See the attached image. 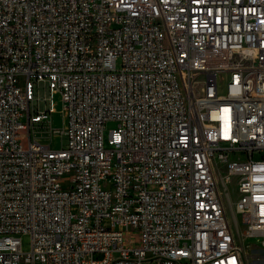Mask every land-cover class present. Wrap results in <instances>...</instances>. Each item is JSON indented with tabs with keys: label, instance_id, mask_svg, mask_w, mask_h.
Listing matches in <instances>:
<instances>
[{
	"label": "built area",
	"instance_id": "built-area-1",
	"mask_svg": "<svg viewBox=\"0 0 264 264\" xmlns=\"http://www.w3.org/2000/svg\"><path fill=\"white\" fill-rule=\"evenodd\" d=\"M226 200L264 237V0H0V264H243Z\"/></svg>",
	"mask_w": 264,
	"mask_h": 264
},
{
	"label": "rangeland",
	"instance_id": "rangeland-1",
	"mask_svg": "<svg viewBox=\"0 0 264 264\" xmlns=\"http://www.w3.org/2000/svg\"><path fill=\"white\" fill-rule=\"evenodd\" d=\"M53 106L54 112H48L49 107V90L48 88H42L41 86L37 88L34 86V100L32 104L35 107H38V110L41 112H46L50 116V122L45 123H35V128H31V138L33 139L34 136L38 142L42 144H48L53 149H59L61 147L66 148L67 144V136L65 134H51L49 136V132L47 131V127L51 124L54 128H61L63 116L61 113L62 109V101L60 98L59 93H55L53 95ZM36 98L38 99L36 101ZM117 126L116 120H107L104 123V138L107 141L109 131L112 128ZM24 130H21V135L23 134ZM24 142V138H22ZM256 157V155H255ZM225 173V171H224ZM223 173V174H224ZM221 188L224 187L221 185ZM228 192L230 194V199L234 204L238 198L237 187L235 186V181L232 180L231 183L227 185ZM227 203V215L232 223V230L234 233V239L236 244L238 245L241 253V257L243 260V264H264V245L262 241L264 240L263 236H248L245 231V226L238 221V224L235 226L233 213L230 207L229 202L226 200ZM131 234H134L135 231H130ZM21 242H22V249L24 251L29 250L30 248V236L28 234L20 235ZM148 264H155V263H148Z\"/></svg>",
	"mask_w": 264,
	"mask_h": 264
}]
</instances>
